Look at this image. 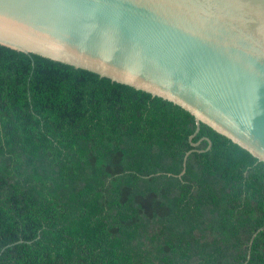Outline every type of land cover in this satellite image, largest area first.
Instances as JSON below:
<instances>
[{
	"label": "trees",
	"instance_id": "obj_1",
	"mask_svg": "<svg viewBox=\"0 0 264 264\" xmlns=\"http://www.w3.org/2000/svg\"><path fill=\"white\" fill-rule=\"evenodd\" d=\"M195 130L172 102L0 45V264H264V163Z\"/></svg>",
	"mask_w": 264,
	"mask_h": 264
},
{
	"label": "water",
	"instance_id": "obj_2",
	"mask_svg": "<svg viewBox=\"0 0 264 264\" xmlns=\"http://www.w3.org/2000/svg\"><path fill=\"white\" fill-rule=\"evenodd\" d=\"M0 45L172 102L193 147L202 123L264 163V0H0Z\"/></svg>",
	"mask_w": 264,
	"mask_h": 264
}]
</instances>
